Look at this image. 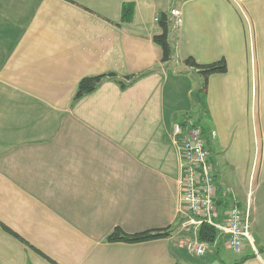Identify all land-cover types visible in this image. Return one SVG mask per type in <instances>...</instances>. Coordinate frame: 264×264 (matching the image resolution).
Segmentation results:
<instances>
[{
	"label": "crops",
	"instance_id": "0c3cea01",
	"mask_svg": "<svg viewBox=\"0 0 264 264\" xmlns=\"http://www.w3.org/2000/svg\"><path fill=\"white\" fill-rule=\"evenodd\" d=\"M175 8L162 63L157 18ZM188 56L227 71L205 79ZM109 73L139 76L75 100ZM186 112L208 138L218 218L234 199L249 217L241 251L184 224L171 133ZM116 227L170 235L109 241ZM0 264H264V0H0Z\"/></svg>",
	"mask_w": 264,
	"mask_h": 264
},
{
	"label": "built area",
	"instance_id": "2783aa9c",
	"mask_svg": "<svg viewBox=\"0 0 264 264\" xmlns=\"http://www.w3.org/2000/svg\"><path fill=\"white\" fill-rule=\"evenodd\" d=\"M172 14L175 16L174 26H177L180 10L175 8ZM171 140L180 149L181 202L188 215L184 224L200 227L206 223L218 234L225 235L234 251H241L247 241L251 242L249 217L240 202L234 199L224 218H218L219 187L203 127L186 112L173 124ZM186 249L199 256L207 252V245L194 238L187 241Z\"/></svg>",
	"mask_w": 264,
	"mask_h": 264
},
{
	"label": "trees",
	"instance_id": "16d2710c",
	"mask_svg": "<svg viewBox=\"0 0 264 264\" xmlns=\"http://www.w3.org/2000/svg\"><path fill=\"white\" fill-rule=\"evenodd\" d=\"M134 6L133 4H125L123 6L122 18L124 21H130L133 17ZM158 24L162 28V32L153 36V39L158 43L163 50L161 57L162 63H167L175 58L176 47L174 42L171 39V33L173 29V15L172 12L162 11L158 18ZM187 66L192 67L202 74L205 79L213 73H223L227 71V62L225 58H221L217 61L210 63H200L193 56H188L183 61ZM181 72V71H177ZM139 75L127 76L126 80L117 78L114 73L85 76L83 77L78 85L77 91L75 93V100L92 92L97 88V86L107 77L114 78L122 88H126L131 81L136 79ZM205 88V85L202 87ZM170 235V230L168 227L162 229H153L147 230L134 234H127L123 232L119 227H116L115 230L108 236L109 241H127V242H139L146 241L154 238L165 237ZM217 231L214 227L204 223L200 226L199 229V238L202 241L213 242L216 238Z\"/></svg>",
	"mask_w": 264,
	"mask_h": 264
}]
</instances>
